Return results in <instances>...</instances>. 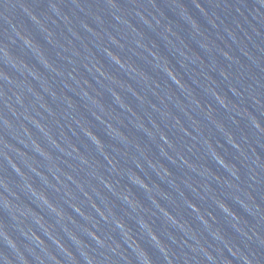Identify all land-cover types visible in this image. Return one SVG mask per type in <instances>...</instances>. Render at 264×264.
<instances>
[{
  "label": "water",
  "instance_id": "obj_1",
  "mask_svg": "<svg viewBox=\"0 0 264 264\" xmlns=\"http://www.w3.org/2000/svg\"><path fill=\"white\" fill-rule=\"evenodd\" d=\"M264 264V0H0V264Z\"/></svg>",
  "mask_w": 264,
  "mask_h": 264
},
{
  "label": "clouds",
  "instance_id": "obj_2",
  "mask_svg": "<svg viewBox=\"0 0 264 264\" xmlns=\"http://www.w3.org/2000/svg\"><path fill=\"white\" fill-rule=\"evenodd\" d=\"M148 264H150V261H148Z\"/></svg>",
  "mask_w": 264,
  "mask_h": 264
}]
</instances>
